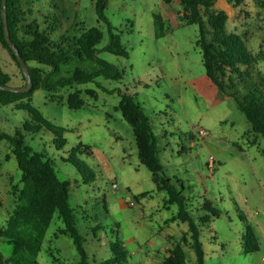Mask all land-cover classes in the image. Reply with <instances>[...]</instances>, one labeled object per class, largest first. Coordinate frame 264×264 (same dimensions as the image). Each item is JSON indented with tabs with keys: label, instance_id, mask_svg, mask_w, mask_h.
I'll list each match as a JSON object with an SVG mask.
<instances>
[{
	"label": "rangeland",
	"instance_id": "rangeland-1",
	"mask_svg": "<svg viewBox=\"0 0 264 264\" xmlns=\"http://www.w3.org/2000/svg\"><path fill=\"white\" fill-rule=\"evenodd\" d=\"M52 1L58 0H19V4L23 11L31 10V18L52 12ZM62 2L66 17L63 27L69 30L68 34L73 37L80 30L97 26L103 33L96 46L97 57L113 64L120 77L116 81L97 77L91 83L50 93L41 89L33 92L31 105L47 121L65 129L61 149L54 148L47 132H24L27 113L13 105H0V133L13 136L17 131L22 143L48 159L57 177L67 181L69 204L88 263L100 264L110 256L108 243L112 232H116L130 255L123 264H161L167 251L177 244L183 246L185 264H196L187 225L173 220L176 206H165V194L156 191L150 173L138 162L130 126L115 110L118 92L126 90L134 95L148 118L164 174L184 186L182 196L199 227L204 264H264L262 140L249 132L245 117L231 100H217L207 93L196 45L197 26L178 21V0L107 1L104 17L119 36L126 57L101 50L108 35L104 24L95 17V0ZM215 7L225 10L229 30H246L252 48L264 47V10L252 0H243L235 9L220 0ZM153 14H159L164 21L161 37H155ZM29 66L38 67L43 75L49 71L33 63ZM0 67L10 77L8 87L24 85L20 70L1 44ZM74 68L93 72L95 65L88 60H72L52 75L51 81L69 76ZM76 89L82 92L83 106L69 109L65 99ZM84 89H94L95 97L85 96ZM199 129L206 136L200 138ZM78 144L90 148V154L75 153V158L94 176L88 183L65 161ZM209 154L216 155L218 161L211 172L205 167ZM19 180L20 172L9 144L0 141V228L5 226L13 207L8 193ZM205 215L209 220L199 222ZM95 225L103 229L94 235ZM245 225L251 228L258 246L248 254L244 253ZM59 228L62 224L54 215L37 264L78 263L71 239L58 235ZM10 252L11 247L0 239V254L7 257Z\"/></svg>",
	"mask_w": 264,
	"mask_h": 264
},
{
	"label": "trees",
	"instance_id": "trees-1",
	"mask_svg": "<svg viewBox=\"0 0 264 264\" xmlns=\"http://www.w3.org/2000/svg\"><path fill=\"white\" fill-rule=\"evenodd\" d=\"M62 1L58 0V5L57 2L52 1V12L30 18L31 10L23 11L19 0H6V25L9 40L24 61L32 85L27 92L23 93L0 90L1 106L13 105L15 109L27 113L28 122L23 126L24 132L49 133L55 149H61L64 146L65 129L47 121L31 105L33 92L41 89L50 93L58 88L91 83L97 77L114 81L120 77L118 69L113 64L97 57L96 46L103 37V33L97 26L80 30L73 37L68 34L69 30L63 27L66 17L65 9L60 4L63 3ZM107 1L95 0L93 4L95 17L98 22L104 24L108 35V42L101 50L126 57L119 36L114 34L104 17L103 11ZM162 1L169 3V0ZM216 1L178 0L180 6L178 21L181 24L197 26L196 45L200 49L206 82L223 97L231 100L234 107L243 114L249 125V132L262 140L260 154L264 158V47L257 45L256 48H252L246 30L242 33L229 30L227 14L215 7ZM224 1L235 9L243 0ZM252 1L259 9L264 10V0ZM152 25L155 37H161L164 21L159 14H153ZM0 44L15 62L25 82L14 54L3 38L1 18ZM72 60H88L95 65V70L85 72L80 68H74L69 76L51 81L52 75L58 73L61 67L70 65ZM29 63L47 67L49 71L43 75L42 70L29 66ZM9 81L10 77L0 67V86H8ZM81 93L76 89L67 95L65 104L69 109H79L83 106ZM107 93L112 92L107 91ZM83 94L91 98L95 97L94 89H84ZM118 96L119 102L115 110L120 112L121 118L131 128L138 162L150 173L151 182L156 191L165 194V206H176L173 220L187 225L189 246L193 250L196 264H204V254L199 242V227L186 209L185 198L182 196L183 184L180 181H173L174 179L164 174L158 159L156 137L134 95L124 90V92H118ZM0 141H6L9 144L10 154L14 157L20 172L19 183L14 185L8 193L13 199L11 213L8 215L5 226L0 228V239L11 247V252L5 258L0 254V264H37V255L41 251L46 230L54 215H57L62 224V228H59L56 233L71 239L79 256L77 264H93L88 263L83 240L76 228L74 210L69 204L67 181L57 177L48 159L24 145L17 131L13 136L0 133ZM80 151H87V154H90L88 146L78 144L71 150L65 161L74 166L84 183H88L93 181L94 176L75 158V153ZM212 215L216 216L214 211ZM208 220L206 215L199 218L201 223H206ZM102 229V226L95 225L92 232L95 235L97 230ZM112 233V240L108 243L110 256L100 264H123L130 257L117 237V233ZM182 240L186 243L184 238ZM243 240H245V254L258 249L249 225H245ZM53 261L57 260L53 258ZM161 264H185L183 246L177 244L169 249Z\"/></svg>",
	"mask_w": 264,
	"mask_h": 264
},
{
	"label": "water",
	"instance_id": "water-1",
	"mask_svg": "<svg viewBox=\"0 0 264 264\" xmlns=\"http://www.w3.org/2000/svg\"><path fill=\"white\" fill-rule=\"evenodd\" d=\"M0 18L2 23V30H3V38L8 45V47L11 49V51L14 54V57L16 61L19 64V67L21 69V72L23 74V77L25 79V86L20 88H10L8 86H0V90L3 91H9V92H15V93H23L27 92L31 88V81L25 66L24 61L20 58L17 50L14 48L12 42L9 40L8 32H7V25H6V0H0Z\"/></svg>",
	"mask_w": 264,
	"mask_h": 264
},
{
	"label": "crops",
	"instance_id": "crops-1",
	"mask_svg": "<svg viewBox=\"0 0 264 264\" xmlns=\"http://www.w3.org/2000/svg\"><path fill=\"white\" fill-rule=\"evenodd\" d=\"M218 2H220V0H217L216 2H215V5L217 6V3ZM221 9V8H220ZM221 10H223L224 12H225V10L224 9H221ZM204 87H205V89H207L208 91H207V93H209V94H211V95H213V97L215 98V99H219V100H223V98H225V97H223L220 93H218V91L215 89V88H213L212 86H210L209 84H208V82H204ZM227 99V98H226ZM229 100V99H228ZM232 104H233V102H232ZM233 106H234V104H233ZM235 108V107H234ZM201 138V137H200ZM205 145H206V142H203ZM215 156V158H216V155H214ZM216 163H218V161H217V159H216ZM125 249V248H124ZM126 250V249H125ZM3 258H5V256H3Z\"/></svg>",
	"mask_w": 264,
	"mask_h": 264
},
{
	"label": "built area",
	"instance_id": "built-area-1",
	"mask_svg": "<svg viewBox=\"0 0 264 264\" xmlns=\"http://www.w3.org/2000/svg\"><path fill=\"white\" fill-rule=\"evenodd\" d=\"M198 135L200 137H204V136H206V132L204 130L199 129ZM215 161H216V159H215V156L213 154H209L207 156L205 167L208 171L211 172L214 169Z\"/></svg>",
	"mask_w": 264,
	"mask_h": 264
}]
</instances>
